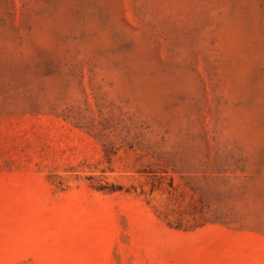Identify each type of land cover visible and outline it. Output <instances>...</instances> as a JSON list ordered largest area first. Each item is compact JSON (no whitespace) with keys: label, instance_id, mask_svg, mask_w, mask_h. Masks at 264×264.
I'll return each mask as SVG.
<instances>
[{"label":"rangeland","instance_id":"obj_1","mask_svg":"<svg viewBox=\"0 0 264 264\" xmlns=\"http://www.w3.org/2000/svg\"><path fill=\"white\" fill-rule=\"evenodd\" d=\"M0 264H264V0H0Z\"/></svg>","mask_w":264,"mask_h":264}]
</instances>
